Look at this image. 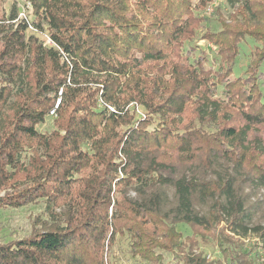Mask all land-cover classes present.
<instances>
[{
  "label": "trees",
  "instance_id": "trees-1",
  "mask_svg": "<svg viewBox=\"0 0 264 264\" xmlns=\"http://www.w3.org/2000/svg\"><path fill=\"white\" fill-rule=\"evenodd\" d=\"M20 1L32 19L0 14V209L42 199L48 219L0 242V264H106L118 234L150 262L224 264L193 250L211 237L233 264H258L222 230L264 241L244 190L264 188V0H228L232 23L205 30L218 70L186 48L207 20L191 0ZM247 37L260 44L229 79Z\"/></svg>",
  "mask_w": 264,
  "mask_h": 264
},
{
  "label": "rangeland",
  "instance_id": "rangeland-1",
  "mask_svg": "<svg viewBox=\"0 0 264 264\" xmlns=\"http://www.w3.org/2000/svg\"><path fill=\"white\" fill-rule=\"evenodd\" d=\"M200 0H191V6L196 14L203 15L207 18L202 23L197 31L195 38L192 41L185 43L186 48L192 45H198L199 49L206 51L208 54L207 66L218 70L220 67V56L217 46L212 40L203 38L206 29L213 32H218L223 28V24L232 21V16L237 12V7H233L228 0H213L206 7L199 6ZM18 13L19 18L28 17L32 19V14L27 5L20 0H0V14L6 15L8 18L13 12ZM6 18V19H7ZM10 22H14L11 20ZM232 23V22H231ZM31 32V30L29 31ZM30 34V33H28ZM47 43L49 37L47 31L44 33ZM260 43L252 38L247 37L240 43V53L235 60L233 74L229 79H234L239 76H245L246 70L251 62V53L256 45ZM199 54V50L195 52V56ZM264 93V83L260 86ZM226 89L223 85L218 86V96L224 97ZM54 118L48 117L45 123L38 126L41 132H50L54 128ZM213 130V129H209ZM244 190L248 198V205L253 206V224L264 225V188L249 187L246 185ZM170 197L173 196V189L168 188ZM4 193V192H2ZM130 195L135 193L130 192ZM172 198V197H171ZM170 203L171 205L173 204ZM196 207L201 212H207L209 204L200 205L196 203ZM58 211L60 209H57ZM46 206L42 199L29 203L19 208L0 209V242H8L23 237L29 236L32 232L40 230L43 225V220H47ZM223 225V224H222ZM177 230L183 234L182 240L185 241L187 236L195 237L194 228L186 223L177 224ZM225 235H228L233 242V247H237L239 251L246 254L249 259L255 260L261 264L264 260V241L261 235L250 228L246 233H233L227 230L223 225ZM188 237V238H189ZM190 239V238H189ZM196 243L193 246L194 252H201L209 261H223L224 264H233L229 258H225L219 241L216 238H199L195 237ZM190 242V241H189ZM162 256L158 262H150L141 259L139 256H134L131 253L130 240L127 234H118L115 239V244L111 250L106 252V264H177L175 255L166 250H157Z\"/></svg>",
  "mask_w": 264,
  "mask_h": 264
}]
</instances>
